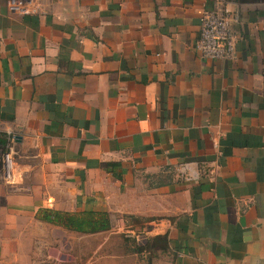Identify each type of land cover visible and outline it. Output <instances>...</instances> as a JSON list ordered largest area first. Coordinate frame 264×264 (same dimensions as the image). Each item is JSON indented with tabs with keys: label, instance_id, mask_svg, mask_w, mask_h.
Segmentation results:
<instances>
[{
	"label": "crops",
	"instance_id": "0c3cea01",
	"mask_svg": "<svg viewBox=\"0 0 264 264\" xmlns=\"http://www.w3.org/2000/svg\"><path fill=\"white\" fill-rule=\"evenodd\" d=\"M212 2L52 0L19 16L0 0V151L15 159V185L0 160V264H44L81 233L46 208L105 212L88 235L121 218L144 235L124 264H264V0H230L231 59L193 47ZM183 161L198 180L175 175Z\"/></svg>",
	"mask_w": 264,
	"mask_h": 264
},
{
	"label": "built area",
	"instance_id": "2783aa9c",
	"mask_svg": "<svg viewBox=\"0 0 264 264\" xmlns=\"http://www.w3.org/2000/svg\"><path fill=\"white\" fill-rule=\"evenodd\" d=\"M52 0H7L10 13L19 16L47 15ZM230 0H213L212 7L204 10L199 36L194 49L205 59H231L235 55V42L238 39L234 25L239 22L238 12L229 8ZM11 136L10 139H14ZM14 149L9 145L7 151H0L1 177L8 183L13 182L15 167ZM175 175L184 182L196 181L201 176L196 161H183L173 167Z\"/></svg>",
	"mask_w": 264,
	"mask_h": 264
},
{
	"label": "rangeland",
	"instance_id": "374dc122",
	"mask_svg": "<svg viewBox=\"0 0 264 264\" xmlns=\"http://www.w3.org/2000/svg\"><path fill=\"white\" fill-rule=\"evenodd\" d=\"M121 219V218H117ZM111 226L110 232L102 234H81L66 233L61 237L60 245L55 243L51 249L52 254L44 264H124L122 249L131 247L137 248L144 243V235L136 238L125 237L127 223L118 220ZM69 231V230H68ZM120 233L112 235L110 233ZM50 260V261H49ZM145 259L136 254L131 257V264H139ZM49 261V262H48Z\"/></svg>",
	"mask_w": 264,
	"mask_h": 264
},
{
	"label": "trees",
	"instance_id": "16d2710c",
	"mask_svg": "<svg viewBox=\"0 0 264 264\" xmlns=\"http://www.w3.org/2000/svg\"><path fill=\"white\" fill-rule=\"evenodd\" d=\"M41 219L51 223H62L68 230L81 233H92L109 228V223L106 219V213L100 212L98 219H93L94 213L91 211H83L80 214L62 213L53 209H42Z\"/></svg>",
	"mask_w": 264,
	"mask_h": 264
}]
</instances>
